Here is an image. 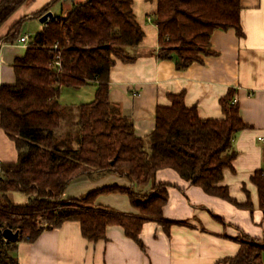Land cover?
<instances>
[{
	"label": "trees",
	"instance_id": "obj_1",
	"mask_svg": "<svg viewBox=\"0 0 264 264\" xmlns=\"http://www.w3.org/2000/svg\"><path fill=\"white\" fill-rule=\"evenodd\" d=\"M31 0H0V26ZM156 1L152 21L157 27L159 59H173L184 69L212 54L210 39L217 29L233 28L241 36L240 0ZM132 0H85L64 15H53L30 38L22 57L12 64L13 84L0 86V127L14 142L17 159L0 161V264H18L16 242L33 241L65 221H77L88 241L105 239V229L121 226L141 244L143 224L162 217L167 200L166 183L155 184L160 169H172L207 194L236 203L222 184L225 169L237 156L234 135L248 127L239 115L232 91L220 99L222 118L202 119L187 107L183 93L169 94V106H157L153 131L146 137L134 133L129 117L116 114L109 101V74L115 61L130 62L126 49L136 47L144 32L136 21ZM50 4L32 16L38 19ZM23 18L15 22L5 41L19 34ZM95 86L94 97L66 112L58 98L61 87ZM75 117V119H74ZM68 128L59 131L63 125ZM116 173L130 187L108 186L79 198H63L67 186L81 176L93 178ZM250 181L256 186L264 210V171ZM150 186L149 189L146 187ZM124 192L137 213L119 212L96 205L102 192ZM8 192L26 195L14 204ZM44 223V224H42ZM2 228L19 231L15 241L4 240ZM264 244L246 238L229 264H263Z\"/></svg>",
	"mask_w": 264,
	"mask_h": 264
},
{
	"label": "crops",
	"instance_id": "obj_2",
	"mask_svg": "<svg viewBox=\"0 0 264 264\" xmlns=\"http://www.w3.org/2000/svg\"><path fill=\"white\" fill-rule=\"evenodd\" d=\"M83 1L31 0L0 26V86L14 83L12 64L27 47L19 37L31 38L20 30L22 24L38 20L32 15L47 4L53 15L64 16ZM132 2L144 37L139 45L126 49L132 61L117 59L110 70L108 97L113 111L129 117L134 133L146 138L154 129L156 107L170 105L169 94L183 93L185 105L195 107L200 118L215 119L223 117L220 99L232 91L239 115L248 125L234 135L237 156L232 169L223 172L222 184L236 203L207 194L172 169H160L155 184H168L162 208V217L170 222L167 227L155 220L145 222L139 244L121 226L110 225L105 239L92 242L82 236L77 221H65L57 228L43 230L33 241L16 242L13 255L18 264H229L225 260L237 254L246 238L264 244V210L250 181L255 171H264V0H240L243 34L239 36L233 28L215 30L210 39L212 54L201 55L200 61L184 69H177L173 59L157 57L158 34L152 21L156 1ZM21 18L18 36L5 41ZM43 25L39 22L35 33ZM62 106L76 116L77 104ZM67 128L64 123L59 134ZM16 159L14 142L0 127V161ZM108 186L130 187L131 183L116 173L81 176L67 186L63 198H79ZM7 197L14 204H25L28 198L20 192H8ZM94 203L119 212H138L128 195L120 191L99 193ZM261 261L264 264V249Z\"/></svg>",
	"mask_w": 264,
	"mask_h": 264
},
{
	"label": "rangeland",
	"instance_id": "obj_3",
	"mask_svg": "<svg viewBox=\"0 0 264 264\" xmlns=\"http://www.w3.org/2000/svg\"><path fill=\"white\" fill-rule=\"evenodd\" d=\"M39 24L38 20H26L20 28L22 32L29 33L31 39L36 34V26ZM94 88L91 85H84L79 88L61 87L58 101L61 105H79L80 103L89 102L94 97ZM75 119V117H74ZM44 224V223H42ZM2 228L1 230H3Z\"/></svg>",
	"mask_w": 264,
	"mask_h": 264
},
{
	"label": "water",
	"instance_id": "obj_4",
	"mask_svg": "<svg viewBox=\"0 0 264 264\" xmlns=\"http://www.w3.org/2000/svg\"><path fill=\"white\" fill-rule=\"evenodd\" d=\"M52 16L53 13L51 11H47L38 18V21L42 24H45ZM2 236L4 240L15 241L19 238V231H13L9 228H4L2 230Z\"/></svg>",
	"mask_w": 264,
	"mask_h": 264
},
{
	"label": "built area",
	"instance_id": "obj_5",
	"mask_svg": "<svg viewBox=\"0 0 264 264\" xmlns=\"http://www.w3.org/2000/svg\"><path fill=\"white\" fill-rule=\"evenodd\" d=\"M19 42H20L22 45L27 46V45L29 44V42H30V38H29V36H27V35H23V36L19 37ZM235 101H236V100L233 99V102H235Z\"/></svg>",
	"mask_w": 264,
	"mask_h": 264
}]
</instances>
